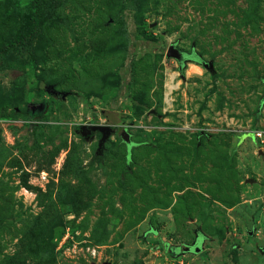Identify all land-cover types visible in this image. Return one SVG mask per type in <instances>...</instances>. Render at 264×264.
I'll return each mask as SVG.
<instances>
[{"label": "rangeland", "instance_id": "obj_1", "mask_svg": "<svg viewBox=\"0 0 264 264\" xmlns=\"http://www.w3.org/2000/svg\"><path fill=\"white\" fill-rule=\"evenodd\" d=\"M29 2L0 0V264H264V0Z\"/></svg>", "mask_w": 264, "mask_h": 264}, {"label": "water", "instance_id": "obj_2", "mask_svg": "<svg viewBox=\"0 0 264 264\" xmlns=\"http://www.w3.org/2000/svg\"><path fill=\"white\" fill-rule=\"evenodd\" d=\"M166 56L167 57H174L178 61H181V59L183 57H185L183 55V53L179 49L174 47L173 44H170L168 46V49H167V52H166ZM110 131H111V127L109 125L93 124V125H83V126H81L82 134L88 135V134L94 133V132H99L100 133V138L98 140V148H100L102 146V144L105 141V139L109 136ZM120 137L127 144L128 147H129V145L132 144V142L129 139V134L127 133V131L125 129L121 130ZM184 249L185 250H190L189 246H185ZM194 249L197 250V247H194Z\"/></svg>", "mask_w": 264, "mask_h": 264}, {"label": "trees", "instance_id": "obj_3", "mask_svg": "<svg viewBox=\"0 0 264 264\" xmlns=\"http://www.w3.org/2000/svg\"><path fill=\"white\" fill-rule=\"evenodd\" d=\"M46 3L47 0H30L27 10L33 24L39 20L40 15L42 14L43 8ZM29 37H30V32L25 31L24 27H22L20 28L18 34L11 40V42L6 44V47L15 48L17 46H26L29 43ZM126 151H127L126 159H129L131 154V149H129L127 146Z\"/></svg>", "mask_w": 264, "mask_h": 264}, {"label": "bare ground", "instance_id": "obj_4", "mask_svg": "<svg viewBox=\"0 0 264 264\" xmlns=\"http://www.w3.org/2000/svg\"><path fill=\"white\" fill-rule=\"evenodd\" d=\"M172 76V75H171ZM170 79V78H169ZM171 84V83H170ZM174 84V83H173ZM168 85V87H170V85L169 84H167Z\"/></svg>", "mask_w": 264, "mask_h": 264}, {"label": "flooded vegetation", "instance_id": "obj_5", "mask_svg": "<svg viewBox=\"0 0 264 264\" xmlns=\"http://www.w3.org/2000/svg\"><path fill=\"white\" fill-rule=\"evenodd\" d=\"M183 53V52H182ZM183 55L185 56V54L183 53ZM184 58V57H183ZM81 128V127H80ZM190 248V247H189Z\"/></svg>", "mask_w": 264, "mask_h": 264}]
</instances>
